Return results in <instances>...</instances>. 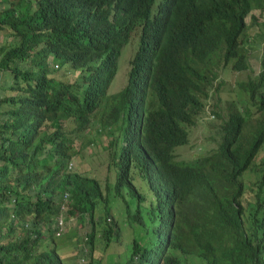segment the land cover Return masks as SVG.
I'll list each match as a JSON object with an SVG mask.
<instances>
[{
	"label": "trees",
	"instance_id": "trees-1",
	"mask_svg": "<svg viewBox=\"0 0 264 264\" xmlns=\"http://www.w3.org/2000/svg\"><path fill=\"white\" fill-rule=\"evenodd\" d=\"M160 1L0 0L12 35L0 44V264H67L58 247L76 229L56 233L63 203L90 224L82 264H264V15L252 12L264 0ZM252 48L259 71L237 82L246 98L223 97L222 69L251 68ZM209 98L219 122L205 123L203 151L179 158ZM102 135L104 184L70 166Z\"/></svg>",
	"mask_w": 264,
	"mask_h": 264
},
{
	"label": "rangeland",
	"instance_id": "rangeland-1",
	"mask_svg": "<svg viewBox=\"0 0 264 264\" xmlns=\"http://www.w3.org/2000/svg\"><path fill=\"white\" fill-rule=\"evenodd\" d=\"M2 7V3L0 2V8ZM253 12V11H252ZM254 13V12H253ZM255 14L257 16L262 17L264 15V11L260 15V11L256 10ZM248 22L249 21V15L246 17ZM258 30V25L257 24H250V27L247 28V33L248 34H254ZM8 34V35H7ZM138 34L135 33L132 38L130 44L133 45L137 42ZM12 39V35L9 34V30L6 28L0 29V44L4 41H9ZM129 45L125 51L127 55H129L132 50L133 46ZM253 50L249 51L250 55V64L251 68L246 69V70H241V71H235L231 70L229 68L222 69L221 71V77L223 78V89L221 90V93L223 94V97L227 98H232V99H243L246 98V93L243 94V92L240 91L238 81L240 79H244L248 76V73L251 72V74H255L259 71V54L260 51L257 48H252ZM259 52V53H258ZM126 64H122L118 73H117V78L114 80V89H118L125 81V70H126ZM4 77L9 78L8 72H2L0 73V88L2 85L6 83V79ZM111 89L113 91L114 89ZM228 88H232L233 92H230L227 90ZM242 95H239L241 94ZM4 94V91L0 89V95ZM225 99V98H224ZM211 102L212 99L207 100V105H206V111H204L197 121L195 125L190 126L189 129V141L182 145L181 147L176 148V152L179 156V158H184V159H190L195 157L199 152L203 151L204 148L202 147V143L206 140V134H208V130H205V123L208 122V118L213 120L215 117L212 115L210 108H211ZM214 122L218 123L219 119H214ZM108 138V137H107ZM104 135L100 137V139L97 141L95 140L89 145H86L83 147L81 150L82 152L78 151L71 160V168L72 170L75 169L77 171H87L88 169L95 168L93 169V173L98 175L99 180L104 184L105 182H109L108 179H105V162L107 163V151L103 149L102 145L99 143L103 140L106 141L107 139ZM209 143H207L208 145ZM206 145V148H207ZM264 157V147L258 152V155L256 157V161L260 162L261 159ZM101 166V169L98 167ZM98 167V169H97ZM92 173V174H93ZM243 178L246 180H249L251 182H257V179L259 177V172L255 170H247L243 173L242 175ZM112 180V179H111ZM65 215V214H64ZM90 224L85 222V225L80 224V222L75 218H69L66 217L63 223V231L61 234L64 232H69V229L74 228L76 229V234L71 235V238H66V242H64L61 246H59V250L61 249V254L64 256L63 258L65 259V262L67 264H82L84 261V253L82 254V251H85L87 249V244L85 240L83 239V235L87 227H89ZM131 233L129 230H124L122 232V238L121 240L123 242H126L130 240ZM82 240H81V239ZM119 248H124L123 245L120 244H113L111 248L106 249L107 251H115L118 250ZM120 249V251L122 250ZM104 250H102L101 247L98 248V246L94 249L93 255L97 257L101 253H103ZM101 264H107L104 259L102 260Z\"/></svg>",
	"mask_w": 264,
	"mask_h": 264
},
{
	"label": "clouds",
	"instance_id": "clouds-1",
	"mask_svg": "<svg viewBox=\"0 0 264 264\" xmlns=\"http://www.w3.org/2000/svg\"><path fill=\"white\" fill-rule=\"evenodd\" d=\"M162 1H160V0H158V2L157 3H154V7H156V5L159 3H161ZM260 11V10H259ZM253 12L255 13L256 11L255 10H253ZM246 21L248 22V20H247V18H246ZM250 21V20H249ZM135 30V32L139 35V31H140V28L139 27H137V28H135L134 29ZM138 31V32H137ZM131 38H132V36H130V40L126 43V44H122V46H121V63H120V67H121V65L122 64H126V66H127V60L129 59V57H131L132 56V53H133V50L135 49V47L137 46V42L135 43V44H133V45H131L130 44V42H131ZM137 40H138V38H137ZM139 44V43H138ZM129 45H131V46H133V50H132V52L129 54V55H127L126 53H125V51H126V49H127V47L129 46ZM119 67V68H120ZM118 71L119 70H117V73H118ZM117 73H116V75L114 76V78L116 79L117 78ZM6 80H10L8 77H4ZM125 78H126V76H125ZM114 79V80H115ZM124 84V83H123ZM109 90L111 91V89L113 88V86H114V81H112V83L110 82L109 84ZM114 89V88H113ZM114 90H116V89H114ZM113 90V91H114ZM112 92V91H111ZM263 147H264V145H263ZM263 147H261L260 148V150L261 149H263ZM177 148V147H176ZM259 150V151H260ZM258 155V154H257ZM257 157V156H256ZM255 161H256V158H255ZM258 162V161H257ZM70 166H71V162H70ZM65 200H67L66 198H65ZM66 210H67V206L63 203V204H61V206H60V212H59V215H58V222H57V231H56V233L57 234H60V233H62V231H63V223H64V220H65V218L67 217V215L66 214H68L67 212H66ZM65 214V215H64ZM69 218H72L71 216H69ZM58 250H59V247H58ZM192 254H187V257H189V256H191ZM194 257H195V259H196V262H197V264H200V262H199V259H198V257L197 256H195V255H193ZM62 257H64V256H62ZM186 257V258H187ZM64 259V258H63ZM83 259V258H82ZM64 261H65V259H64Z\"/></svg>",
	"mask_w": 264,
	"mask_h": 264
}]
</instances>
